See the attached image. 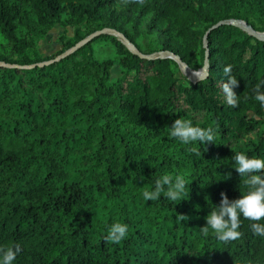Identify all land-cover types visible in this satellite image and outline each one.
I'll use <instances>...</instances> for the list:
<instances>
[{"label":"trees","instance_id":"obj_1","mask_svg":"<svg viewBox=\"0 0 264 264\" xmlns=\"http://www.w3.org/2000/svg\"><path fill=\"white\" fill-rule=\"evenodd\" d=\"M56 25L73 35L44 56L35 43ZM105 28L155 58L106 34L41 65ZM0 32L11 47L0 52V251L19 247L13 264H264L252 221L241 216L229 241L201 231L222 192L247 191L234 153L264 158V0H0ZM99 39L114 58L94 56ZM166 53L194 72L207 62L205 75ZM177 118L214 142L171 137ZM165 173L186 177L185 194L145 200ZM114 221L129 225L119 243L106 240Z\"/></svg>","mask_w":264,"mask_h":264},{"label":"clouds","instance_id":"obj_2","mask_svg":"<svg viewBox=\"0 0 264 264\" xmlns=\"http://www.w3.org/2000/svg\"><path fill=\"white\" fill-rule=\"evenodd\" d=\"M224 73L228 77L222 85V91L225 94L227 103L233 107L237 104L234 88L238 86V81L230 75L231 66L224 68ZM259 89V86H258ZM254 99L259 101L264 107V92L256 91ZM169 135L176 138L185 145L199 141L202 145L206 142H214L213 130L211 128H202L193 125L190 120L177 118L170 127ZM195 152L196 149L192 148ZM232 167L243 180L247 191L239 198L230 200L226 193H221L219 205L210 208V212L205 217L206 226L201 228L204 234L209 229L215 233L218 239L229 241L236 239L240 232L239 218L252 221L251 229L255 235L264 237V223L259 221L264 218V158L250 157L242 152L234 153L232 156ZM231 173H228L224 179H228ZM186 177L183 175L163 174L154 182L152 191H144L142 196L145 200H157L163 197L170 201H177L185 194ZM186 216L181 215L180 218ZM129 225L114 221L107 230L106 240L119 243L128 234ZM19 247L0 251V264H13Z\"/></svg>","mask_w":264,"mask_h":264},{"label":"rangeland","instance_id":"obj_3","mask_svg":"<svg viewBox=\"0 0 264 264\" xmlns=\"http://www.w3.org/2000/svg\"><path fill=\"white\" fill-rule=\"evenodd\" d=\"M61 34L73 35V28L70 26L61 27L56 25L49 31L48 34L44 35V37L37 39L35 47L38 49L39 53L44 56L52 55L62 49V44L59 40V36ZM10 50L11 47L8 45L6 39L0 32V52H9ZM92 50L94 56L98 59L107 57L114 58L116 56V48L109 40H96L92 44ZM111 74L113 78H117L121 75V68L117 63L112 67Z\"/></svg>","mask_w":264,"mask_h":264},{"label":"water","instance_id":"obj_4","mask_svg":"<svg viewBox=\"0 0 264 264\" xmlns=\"http://www.w3.org/2000/svg\"><path fill=\"white\" fill-rule=\"evenodd\" d=\"M224 23L236 24V25L241 26L244 29L248 30L250 33H252L255 36H261L260 34L254 32L251 27H247L246 24H243L241 22H236L233 20H226V21L220 22V24H224ZM106 34L116 36L133 54H139V55L145 56L147 58H155V56L157 54V53H155V55H143L138 51L137 47L131 41H129L121 32H119L115 29L105 28V29H102L100 31H97V32H94V33L88 35L87 37H85L84 39H82L81 41L76 43L74 46H72L71 48H69L66 51H64L63 53L57 55L54 59H51L49 61H45V62L41 63V65L47 64V63L52 62V61H58L64 57L76 52L78 49L83 47L85 44L91 42L95 38H97L101 35H106ZM205 46H206V43H205ZM166 56L172 57L173 59H175L178 62L179 66L184 70V72L189 77H191L194 81H197L199 78H201L206 73L207 66H208L207 62L199 71L194 72L178 56L171 54V53H166Z\"/></svg>","mask_w":264,"mask_h":264}]
</instances>
